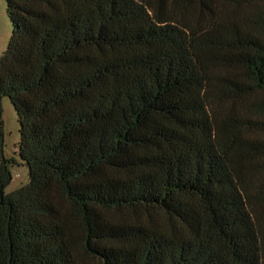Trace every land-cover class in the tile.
Wrapping results in <instances>:
<instances>
[{"label":"trees","instance_id":"16d2710c","mask_svg":"<svg viewBox=\"0 0 264 264\" xmlns=\"http://www.w3.org/2000/svg\"><path fill=\"white\" fill-rule=\"evenodd\" d=\"M0 264H264V0H7Z\"/></svg>","mask_w":264,"mask_h":264},{"label":"rangeland","instance_id":"374dc122","mask_svg":"<svg viewBox=\"0 0 264 264\" xmlns=\"http://www.w3.org/2000/svg\"><path fill=\"white\" fill-rule=\"evenodd\" d=\"M12 31L13 25L7 12V0H0V59L9 45ZM19 139L20 124L15 107L8 97H4L0 115V140L3 142L5 157L15 160L9 165L11 180L5 188L6 194L29 182V168L20 159L17 149Z\"/></svg>","mask_w":264,"mask_h":264}]
</instances>
